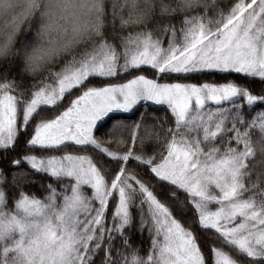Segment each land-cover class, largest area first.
Listing matches in <instances>:
<instances>
[{"label":"snow or ice","instance_id":"6c2138e0","mask_svg":"<svg viewBox=\"0 0 264 264\" xmlns=\"http://www.w3.org/2000/svg\"><path fill=\"white\" fill-rule=\"evenodd\" d=\"M0 264H264V0H0Z\"/></svg>","mask_w":264,"mask_h":264},{"label":"trees","instance_id":"16d2710c","mask_svg":"<svg viewBox=\"0 0 264 264\" xmlns=\"http://www.w3.org/2000/svg\"><path fill=\"white\" fill-rule=\"evenodd\" d=\"M166 42V40H165ZM147 75L151 76V72L147 73ZM224 77L225 74H205V75H198L196 76L191 82H196V83H200L203 81H208V82H216V83H220L224 81ZM30 82H31V78H30ZM171 82H177V81H171ZM179 82H189V81H179ZM252 88L254 91H259L260 85L259 84H253ZM157 115L160 118V122H163L165 119V113L163 111L158 112ZM151 120V118H149ZM165 127H167V124H165ZM101 139H106V137H101ZM110 147H112L115 150H119V147L115 144L110 145ZM33 189H35L34 194L37 197H41L42 196V190L38 189L35 187V185L32 186ZM109 211H111V205L109 206ZM110 216H109V223H110ZM141 240L143 242L144 248L148 247V240L145 237H141ZM137 243H140V241H136Z\"/></svg>","mask_w":264,"mask_h":264},{"label":"rangeland","instance_id":"374dc122","mask_svg":"<svg viewBox=\"0 0 264 264\" xmlns=\"http://www.w3.org/2000/svg\"><path fill=\"white\" fill-rule=\"evenodd\" d=\"M212 107H214V106H212Z\"/></svg>","mask_w":264,"mask_h":264}]
</instances>
